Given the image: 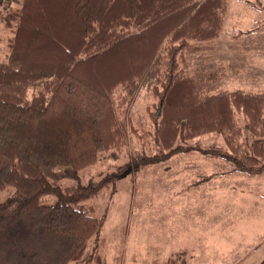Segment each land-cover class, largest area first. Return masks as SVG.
Returning a JSON list of instances; mask_svg holds the SVG:
<instances>
[{"label": "trees", "instance_id": "obj_1", "mask_svg": "<svg viewBox=\"0 0 264 264\" xmlns=\"http://www.w3.org/2000/svg\"><path fill=\"white\" fill-rule=\"evenodd\" d=\"M14 2L0 14L12 34L0 57V191L12 189L0 202V264H106L89 248L104 220L85 202L124 175L195 150L182 142L198 136L217 133L227 149L204 154L249 176L264 172V93L205 91L181 67L197 44L218 37L224 0ZM142 89L163 153L132 155L81 184L82 170L125 146L128 107ZM63 180L76 185L62 188ZM47 196L54 202L42 203ZM181 261L175 253L153 264Z\"/></svg>", "mask_w": 264, "mask_h": 264}, {"label": "rangeland", "instance_id": "obj_2", "mask_svg": "<svg viewBox=\"0 0 264 264\" xmlns=\"http://www.w3.org/2000/svg\"><path fill=\"white\" fill-rule=\"evenodd\" d=\"M2 1L0 14L15 7L14 0ZM224 2L218 37L210 44H195L198 50L187 53L181 67L205 91L264 93V0ZM11 36V29L0 20L1 58L6 57ZM152 101L146 89L133 98L125 146L115 157L110 151L82 170L81 184L130 164L132 155L163 153L145 116ZM244 135L248 144L255 139ZM182 143L195 150L124 175L85 202L104 220L89 248L99 247L106 264L161 263L170 251L182 249L189 255L180 264H257L262 258L264 172L249 176L222 158L204 154L201 150L227 151L217 133ZM60 185L76 182L63 180ZM11 193V188L0 191V202ZM54 200L47 196L41 202Z\"/></svg>", "mask_w": 264, "mask_h": 264}, {"label": "crops", "instance_id": "obj_3", "mask_svg": "<svg viewBox=\"0 0 264 264\" xmlns=\"http://www.w3.org/2000/svg\"><path fill=\"white\" fill-rule=\"evenodd\" d=\"M127 239V238H126ZM127 241V240H126ZM253 252L255 251V248H254V250H252ZM189 252V251H188ZM175 253H182V258H184L185 256H188L189 254L185 251V250H173V251H170L169 253H168V256L170 257V256H172L173 254H175ZM166 261V260H165ZM257 264H264V254H263V256H262V258L258 261V263Z\"/></svg>", "mask_w": 264, "mask_h": 264}]
</instances>
